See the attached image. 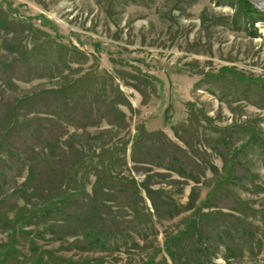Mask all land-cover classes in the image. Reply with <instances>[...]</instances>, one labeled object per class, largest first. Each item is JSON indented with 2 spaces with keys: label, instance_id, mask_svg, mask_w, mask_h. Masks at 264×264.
<instances>
[{
  "label": "rangeland",
  "instance_id": "1",
  "mask_svg": "<svg viewBox=\"0 0 264 264\" xmlns=\"http://www.w3.org/2000/svg\"><path fill=\"white\" fill-rule=\"evenodd\" d=\"M0 219V264H264V23L239 0H0Z\"/></svg>",
  "mask_w": 264,
  "mask_h": 264
},
{
  "label": "trees",
  "instance_id": "2",
  "mask_svg": "<svg viewBox=\"0 0 264 264\" xmlns=\"http://www.w3.org/2000/svg\"><path fill=\"white\" fill-rule=\"evenodd\" d=\"M240 4L242 5L243 11L246 15V17L248 18V20L250 22H252V24H257V23H264V13L261 12L260 10H258L252 3V1L250 0H239ZM31 101V99H28L27 102ZM102 119H104L107 124L111 127H127L128 123L126 121L127 116L124 112H122L121 110L118 109V107H116L114 104L111 105V107H105L104 111H103V115L101 116ZM48 124H52V122H50L49 120H47ZM33 125H35L36 123L32 122ZM36 128L35 130L37 131L38 134H40L41 138L46 137L47 135V128L43 125L41 126H37L35 125ZM138 132V137H140L139 135H142V131L140 129L137 130ZM12 133L11 130L10 131H6L4 133V135L1 138V145L4 146L5 143H9V139L11 138ZM19 142V141H17ZM126 151V149H125ZM135 162V159H134ZM98 172V171H97ZM96 172V175H98V173ZM100 172V171H99ZM98 178L100 179L99 182H105L107 181V177L106 176H98ZM192 221V220H191ZM2 225L1 219H0V227ZM193 225V224H191ZM23 233H25L26 231L23 230ZM90 234H85L87 241L92 242V240L90 239ZM180 239V234L173 236L172 238H170L166 243H167V247L168 249L171 247V245H176L177 242ZM170 251V250H168ZM153 263V261H152Z\"/></svg>",
  "mask_w": 264,
  "mask_h": 264
},
{
  "label": "bare ground",
  "instance_id": "3",
  "mask_svg": "<svg viewBox=\"0 0 264 264\" xmlns=\"http://www.w3.org/2000/svg\"><path fill=\"white\" fill-rule=\"evenodd\" d=\"M260 6L264 9V0H260Z\"/></svg>",
  "mask_w": 264,
  "mask_h": 264
}]
</instances>
